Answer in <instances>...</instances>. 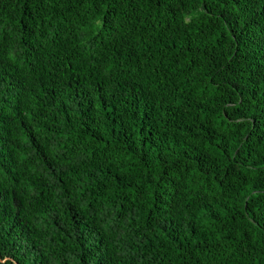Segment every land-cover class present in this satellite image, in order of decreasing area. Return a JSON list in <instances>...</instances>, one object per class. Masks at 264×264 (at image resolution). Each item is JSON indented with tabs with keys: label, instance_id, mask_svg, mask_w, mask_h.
I'll list each match as a JSON object with an SVG mask.
<instances>
[{
	"label": "trees",
	"instance_id": "16d2710c",
	"mask_svg": "<svg viewBox=\"0 0 264 264\" xmlns=\"http://www.w3.org/2000/svg\"><path fill=\"white\" fill-rule=\"evenodd\" d=\"M0 264H264V0H0Z\"/></svg>",
	"mask_w": 264,
	"mask_h": 264
}]
</instances>
